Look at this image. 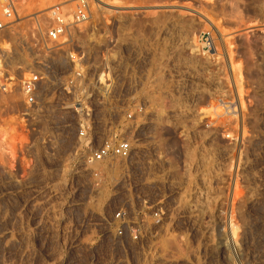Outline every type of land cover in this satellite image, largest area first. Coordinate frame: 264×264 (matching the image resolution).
<instances>
[{"label":"rangeland","instance_id":"374dc122","mask_svg":"<svg viewBox=\"0 0 264 264\" xmlns=\"http://www.w3.org/2000/svg\"><path fill=\"white\" fill-rule=\"evenodd\" d=\"M59 3L70 10L76 4L18 0L16 23L0 35L9 43L1 51H15L9 65L18 78ZM88 3L97 29L77 27V44L100 55L106 43L92 37L110 36L141 47L146 65L158 68L144 77L147 115L155 121L148 152L178 167L187 183L170 191L162 234L144 250L93 243L91 204L67 201L63 264H264V0ZM18 248L4 236L1 264H60L41 244L32 252Z\"/></svg>","mask_w":264,"mask_h":264},{"label":"built area","instance_id":"2783aa9c","mask_svg":"<svg viewBox=\"0 0 264 264\" xmlns=\"http://www.w3.org/2000/svg\"><path fill=\"white\" fill-rule=\"evenodd\" d=\"M75 2L50 8L20 78L9 65L15 51L0 50V241L9 235L25 252L41 244L60 264L67 201L91 204L93 243L144 250L162 234L170 191L187 183L178 167L148 152L155 121L144 77L158 68L146 65L141 47L110 36L92 37L106 43L100 55L77 44V27L97 28L88 0ZM17 3L0 0V35L16 23Z\"/></svg>","mask_w":264,"mask_h":264},{"label":"bare ground","instance_id":"6f19581e","mask_svg":"<svg viewBox=\"0 0 264 264\" xmlns=\"http://www.w3.org/2000/svg\"><path fill=\"white\" fill-rule=\"evenodd\" d=\"M198 14L204 16L205 19V15H203V13L201 14L200 12L196 11ZM199 15V16H200ZM216 23V22H215ZM214 21H212V19L207 18L206 17V24L212 28H214L216 31L218 30V26H216L217 24H215ZM219 31V30H218ZM9 43L6 42V40H2L0 41V50H5L7 49ZM203 48H206L205 45L203 46ZM20 61V60H19Z\"/></svg>","mask_w":264,"mask_h":264}]
</instances>
